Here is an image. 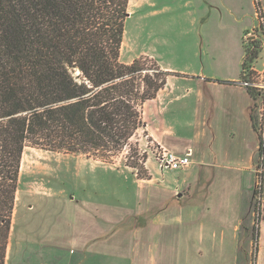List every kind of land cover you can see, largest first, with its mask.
I'll return each mask as SVG.
<instances>
[{
	"label": "crops",
	"instance_id": "1",
	"mask_svg": "<svg viewBox=\"0 0 264 264\" xmlns=\"http://www.w3.org/2000/svg\"><path fill=\"white\" fill-rule=\"evenodd\" d=\"M258 1L264 15V0ZM198 8L205 17L201 29L226 33L223 43L236 44V55L217 62L206 50L200 56L194 50L183 69L159 64L181 76H170L143 108L152 143L177 155L192 151L191 164L161 170L153 163L148 179L133 174V202L120 208L93 199H63L62 206L74 210L66 221L64 207H41L39 236L30 234L29 215L41 197L24 209L26 229L18 234L16 197L5 264L14 250L27 264H65L67 256L71 264H191L193 259L236 264V223L233 236L224 227L234 224L236 207L252 205L260 157L254 101L241 85L245 37L258 27L257 7L255 0H199ZM208 63L218 65V73L206 72ZM260 207L256 256L264 264V192ZM214 227L221 229V239L211 247L206 235Z\"/></svg>",
	"mask_w": 264,
	"mask_h": 264
},
{
	"label": "trees",
	"instance_id": "2",
	"mask_svg": "<svg viewBox=\"0 0 264 264\" xmlns=\"http://www.w3.org/2000/svg\"><path fill=\"white\" fill-rule=\"evenodd\" d=\"M130 1L0 0V264L27 149L115 164L129 147L125 166L149 178L132 140L140 130L148 135L146 102L181 75L150 56L121 60ZM257 55L245 47L242 80ZM255 119L253 107L256 130ZM259 154L263 160L264 143Z\"/></svg>",
	"mask_w": 264,
	"mask_h": 264
},
{
	"label": "rangeland",
	"instance_id": "3",
	"mask_svg": "<svg viewBox=\"0 0 264 264\" xmlns=\"http://www.w3.org/2000/svg\"><path fill=\"white\" fill-rule=\"evenodd\" d=\"M198 3L199 0H131L129 16L125 23L121 60L130 63L137 58L150 56L161 66L183 69L186 57L191 56L194 50L198 51L199 56L203 50H206L217 62H220L223 56L227 58V56L236 55V44L228 47L223 43L226 33L215 30L207 33L206 30L201 29V21L205 17L202 16ZM206 40L211 48L207 47ZM245 44L246 48L250 45L246 40ZM203 46L205 49H202ZM252 64L262 69L260 57L257 56ZM147 65L151 66V63ZM207 67L206 72L209 74H216L219 71L216 64L208 63ZM135 143H138L142 149L140 155H146L145 168L149 169L153 163L156 164L153 152L158 145L152 143L143 130H140L132 140L133 146ZM130 154L128 147L115 159V164H105L98 159L83 155L27 149L22 159L17 193V205L20 212L15 218L16 234L26 229L27 217L24 215V209L31 200L40 197V201L34 207L35 211L29 215L31 236L41 234L40 226L43 218L40 212L41 207H64L63 199H93L117 208L133 202L136 189L131 176L137 174L133 169L125 166V163H129L127 157ZM255 166L258 181L252 205L236 207L234 224L224 227L232 235L236 223V264H258L256 249L259 243L255 238L259 237V219L261 218V202H258V199L261 197V201L263 200L264 192L262 170L264 156L263 160L259 157ZM258 189L261 191L260 197L257 195ZM30 206L32 207L33 204ZM62 214L64 220H71L74 210L64 207ZM207 233L211 247L220 245V228L208 229ZM242 246L247 250V257L243 255ZM21 247L28 248L31 245L22 244ZM16 254L17 251L14 250L10 264H27L28 260L25 261L23 256L21 259L18 258ZM71 259L72 256H67L65 264H71ZM227 262L218 259L198 262L197 259L195 261L193 259L191 264H225ZM229 262L233 263L232 260Z\"/></svg>",
	"mask_w": 264,
	"mask_h": 264
},
{
	"label": "built area",
	"instance_id": "4",
	"mask_svg": "<svg viewBox=\"0 0 264 264\" xmlns=\"http://www.w3.org/2000/svg\"><path fill=\"white\" fill-rule=\"evenodd\" d=\"M256 15L258 27L250 31L246 35L245 40L250 43V51L255 50L258 52L257 56L262 60V69L256 68V66L251 64L244 71V79L241 81V85L256 96V99H253V107L256 117V133L261 144L264 143V15L261 6L257 8ZM153 155L159 169L181 170L191 164L192 151H189L186 155H177L162 146H157ZM259 194H261V191L258 189L257 195L259 196ZM258 202H261V197Z\"/></svg>",
	"mask_w": 264,
	"mask_h": 264
}]
</instances>
